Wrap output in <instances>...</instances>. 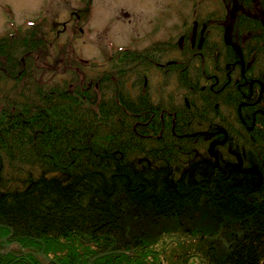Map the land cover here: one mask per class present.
Segmentation results:
<instances>
[{
  "label": "trees",
  "instance_id": "trees-1",
  "mask_svg": "<svg viewBox=\"0 0 264 264\" xmlns=\"http://www.w3.org/2000/svg\"><path fill=\"white\" fill-rule=\"evenodd\" d=\"M217 1L215 11L198 15L193 29L202 40L190 42V31H184L179 41L141 51L121 48L102 70L74 56L48 62L53 43L39 27L0 36V235L9 232L17 240L15 248L0 252V264H44L41 251L60 264H87L118 239L130 243L131 251L92 264H222L225 257L224 264H264V221L258 218L264 204L241 217L259 227L243 238L233 222L240 224L233 212L240 201L230 198L246 195L225 196L239 181L229 180L231 172H245L240 164H250L253 198L264 195V0H236L240 7L230 15L231 0ZM154 67L164 72L162 91L173 79L181 89L178 98L170 91L156 98L149 92ZM45 70L61 78L43 81ZM224 88L228 94H221ZM202 189L199 208L194 198ZM88 195L94 204L86 205ZM206 202L220 217L195 224ZM161 211L183 227H171L174 220L165 221ZM69 217L72 223H62ZM97 227L107 236L94 248L87 239L90 230L97 236ZM6 243L2 239L1 250ZM31 247L38 258L23 249Z\"/></svg>",
  "mask_w": 264,
  "mask_h": 264
},
{
  "label": "rangeland",
  "instance_id": "rangeland-1",
  "mask_svg": "<svg viewBox=\"0 0 264 264\" xmlns=\"http://www.w3.org/2000/svg\"><path fill=\"white\" fill-rule=\"evenodd\" d=\"M217 4V0H0V36L11 33L18 28L29 30L32 27H39L45 31L47 39L53 43L49 46L52 55L47 59L48 62L54 63L57 57L74 56L82 61L94 62L98 66L97 70H102L110 65L107 62L108 57L121 48L141 51L157 42L168 39L179 41L181 38L184 39V31H190L188 36L190 42L191 40H194V42L202 40L203 37L193 29L196 22L199 21L197 20L198 15L203 18L206 12L215 11ZM229 7L231 8L227 9V11L230 10V15L232 9L236 14L240 6L236 0H231ZM182 43L183 41L181 40L179 46ZM170 56L173 58L175 55L174 53L173 55H165L161 57L160 62L165 63ZM86 68H88V65ZM220 71H222L221 68ZM86 72H88V69H86ZM53 73L55 71L45 70L42 80L48 81L51 75L52 81H57L61 78L59 74L56 73L54 75ZM163 73L155 67L152 69L147 81L149 92L156 98L159 95L158 92L166 94L165 91H170L178 98L181 94V89L177 88L173 79L162 91L159 83L162 81ZM260 84L262 83L260 82ZM229 91H225L224 88L221 94L224 95L225 92L228 94ZM251 91L248 88L247 93H252ZM221 100L224 101L223 97ZM261 116L264 120V113ZM206 173L209 174L208 171ZM190 175H193L192 171H190ZM145 176L142 175L140 178ZM106 177L105 175L101 177L104 182V190L108 186ZM123 177L126 178V174H123ZM97 179L100 180L98 177ZM165 180L166 183H170L168 176ZM238 186L241 187V190H237V192H243L244 188L242 185H235L234 187ZM64 188L66 187L64 186ZM127 188H129V184ZM254 188L256 187H249L244 193H250L248 191H252ZM136 189H139V187ZM212 194L209 193L208 197L212 196ZM91 195H88V199L85 198L86 205H88V202L94 204ZM53 198L56 200L55 195ZM67 198H71V196H67ZM230 199L234 201L235 196L232 195ZM194 200H196V204H199L200 199L194 198ZM258 200L259 198L252 197L250 207H247L244 206V202L247 201L244 196L233 212L241 214L239 216L236 215L238 218L248 216L250 212L254 211ZM193 204L194 202H192ZM209 205L212 206V203L206 202V206ZM194 209L197 210L195 205ZM47 213H53L52 224L57 225L60 222L54 212L48 211ZM259 213L264 216L263 211ZM121 214L119 210L116 211V215L120 216ZM262 215L258 217L259 219L261 218V221ZM215 220L217 219L215 218ZM65 221L72 223L73 220L70 217L63 218L62 223ZM16 225H19L18 220H16ZM128 228L130 227L128 226ZM260 230L264 232V223L261 224ZM253 231L251 235H253ZM156 233L159 232L157 231ZM112 236L113 238L115 237L114 234ZM3 240H5V237H3ZM28 250L35 251L32 247ZM30 254L33 256L36 251L34 253L30 251Z\"/></svg>",
  "mask_w": 264,
  "mask_h": 264
},
{
  "label": "flooded vegetation",
  "instance_id": "flooded-vegetation-1",
  "mask_svg": "<svg viewBox=\"0 0 264 264\" xmlns=\"http://www.w3.org/2000/svg\"><path fill=\"white\" fill-rule=\"evenodd\" d=\"M248 85H249V87H251L252 86V82H248ZM249 94L251 95V93L249 92ZM222 130V129H221ZM220 130H218V132H219ZM226 133V132H225ZM226 136H227V133H226ZM235 156L237 157V159L238 160H240V158H239V156L237 155V154H235ZM219 158V157H218ZM207 160H209V157H207V158H203L202 159V161H203V163H207ZM219 161H220V163H222V162H228V163H230V164H232L234 161H232L231 159H220L219 158ZM249 166H250V164H248V165H246V166H242L241 164H240V171H245V172H236L235 173V171H232L231 172V175H230V177H229V180H231V181H236V180H239V181H237L236 183H234L232 186H234V185H238V184H241L242 186H243V188L245 189V186H246V188H249V185H247V184H250V183H253V181H251V179L249 178V175H248V171H246V170H248L249 169ZM262 176H263V174H262ZM254 183H256V181L254 182ZM253 183V184H254ZM263 184V183H262ZM262 186V185H261ZM202 192L201 193H199V195H198V199H200V202H199V208L200 207H203L204 206V196H203V199H201V195L203 194V189L201 190ZM242 193H244V192H242ZM251 193V192H250ZM245 197L247 198V201L249 202L248 203V205H246L247 207H250V201H251V198L253 197V195H252V193L250 194V195H248L247 193H245ZM212 196H214V194H212ZM225 196H226V194H225ZM235 196V198H238L239 200H240V202H241V198L243 197L242 195H234ZM248 196H250V198H248ZM192 197H193V195H191L190 196V198L192 199ZM226 197H228V196H226ZM225 197V198H226ZM230 198V197H229ZM226 200L227 201H229V199H227L226 198ZM263 202V203H262ZM162 203V202H161ZM165 203V201L162 203V204H164ZM119 204V203H118ZM262 204H264V195L262 196V197H260L259 198V200L257 201V203H256V206L255 207H259V206H261ZM207 207V209H205V210H203V211H201V212H199L198 213V217H197V219L194 221V223L195 224H197L198 223V225H203L204 224V221H205V218H211V217H213L214 219L212 220V223L211 224H213L214 223V221H215V218L216 219H218L219 217H220V213L216 210V209H211L209 206H206ZM198 210H196L195 212H197ZM124 212V211H123ZM263 213H264V210H263ZM160 214L162 215H160V217H162V218H164L165 219V221H168V219H173V216L172 215H169L170 214V212H160ZM252 214H253V212H250V214L248 215V216H246V217H249V216H252ZM260 214V213H259ZM100 215H102L107 221H111L112 219H110V220H108L107 218H106V216L104 215V214H100ZM237 215L239 216V215H241V214H239V212H237ZM262 215V214H261ZM135 221L136 220H138L137 219V217H135V216H133L132 217ZM229 219H231V216H228L227 218H226V226L225 227H227V226H229L230 225V222H229ZM239 219V225H237L236 224V221L233 219V222H234V224H235V229L237 230V232H239L238 234H242L243 233V238H245L246 236H248L249 238L252 236L251 235V233H252V231L253 230H255V229H259L258 227H256L255 225H252L251 224V222H252V220H249V221H246L245 219L244 220H241V218L239 217L238 218ZM174 220V219H173ZM210 220L211 219H208L207 220V222L209 223L210 222ZM262 221H264V216L262 215ZM168 225V224H167ZM175 225V226H174ZM183 225H184V222L182 221V220H180V219H175L174 220V223H173V225L171 226V227H175V228H178L179 226H182L183 227ZM126 227V226H125ZM174 228V229H175ZM97 230H99V233H97L96 235V237H94L93 236V233H94V230H90L89 231V235H88V244H95V247L94 248H96V247H100L101 246V244H102V238L100 237V236H107L104 232H102L98 227L96 228ZM130 229L131 228H128V226L126 227V235H128L129 234V232H130ZM170 230H173V229H171V228H169ZM185 230H187V229H189V226H186L185 228H184ZM159 233H161L162 232V228L161 229H158L157 230ZM91 234V235H90ZM209 235H212V234H209ZM224 236L226 235L225 233L223 234ZM218 237H220L219 235H217ZM3 237H5L6 238V240H7V242H8V246H10V247H12V245L14 244V243H17V240H15L14 239V237L13 236H11V235H9V232L7 233V234H2V235H0V244L2 243V239H3ZM198 237H199V235H198ZM197 237V238H198ZM232 237V236H231ZM137 238H139V239H144L142 236H139L138 235V237ZM196 238V237H195ZM214 238V237H213ZM220 241H221V239H220ZM220 241L218 242V243H220ZM243 241V240H242ZM98 242V243H97ZM115 242V241H114ZM114 242L112 243V244H114ZM121 242V240H117V242H115V246H122V247H120L118 250L120 251V252H123V254L124 253H126V252H130L131 250H130V248H128V246H131V244L130 243H126V244H124L123 242L122 243H120ZM134 242H138V240H136V238H134L133 237V239H132V243H134ZM228 242L230 243V245H229V249H233V244L234 245H236L235 243H234V238L232 237V238H228ZM224 244L226 243V242H223ZM233 243V244H232ZM111 246V245H110ZM109 246V247H110ZM115 246H111V248H110V250H112ZM212 247H214V241L212 240V245H211ZM226 246H228V244H226ZM108 247V248H109ZM43 248V247H42ZM108 248H107V250H108ZM23 249H26V250H28L29 248H23ZM35 249V251L36 252H38L39 250H37L36 248H34ZM106 250V251H107ZM28 251H32V250H28ZM35 251H32V252H35ZM213 251H214V248H213ZM214 253V252H213ZM28 255H31V254H28ZM36 255V254H35ZM44 255L45 256H48L49 257V259H51V260H54L55 262H56V264H60L59 263V261H57V259L54 257V256H52V255H47V253L45 254L44 253ZM32 256V255H31ZM229 256V255H228ZM227 256V257H228ZM36 257H37V255H36ZM38 258V257H37ZM225 260H226V257H225V259H224V261H223V263L222 264H224V262H225Z\"/></svg>",
  "mask_w": 264,
  "mask_h": 264
},
{
  "label": "bare ground",
  "instance_id": "bare-ground-1",
  "mask_svg": "<svg viewBox=\"0 0 264 264\" xmlns=\"http://www.w3.org/2000/svg\"><path fill=\"white\" fill-rule=\"evenodd\" d=\"M246 171H249V170H246ZM238 185H241V184H238ZM234 186H231L226 191V196H230L231 194L236 193L237 190H241V187L240 186H238V187H234ZM247 189L248 188L243 189V192H246ZM255 190L256 189L254 188V190L248 191V192H253ZM115 242H117V240H115ZM115 242H114V244H115ZM114 244H111V246H115L116 245V244L115 245ZM5 245H6L5 246V249H3V250L0 249V252H5L6 250H11L12 248H15L16 247V245H12V247H10V246H8V243H6ZM111 246L108 248L107 251H103L101 253H98V254L94 255L87 264H92L96 259L101 258L103 256H106V255H108L110 253H120L119 250H110ZM39 256L43 259L44 264H49L51 262V259H49V257L45 256L43 251L40 252Z\"/></svg>",
  "mask_w": 264,
  "mask_h": 264
}]
</instances>
